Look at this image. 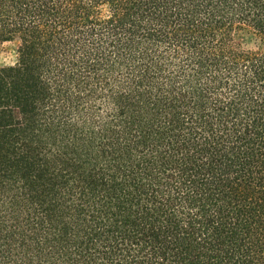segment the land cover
Listing matches in <instances>:
<instances>
[{"label":"trees","instance_id":"1","mask_svg":"<svg viewBox=\"0 0 264 264\" xmlns=\"http://www.w3.org/2000/svg\"><path fill=\"white\" fill-rule=\"evenodd\" d=\"M4 42L0 264H264V0H0Z\"/></svg>","mask_w":264,"mask_h":264},{"label":"rangeland","instance_id":"2","mask_svg":"<svg viewBox=\"0 0 264 264\" xmlns=\"http://www.w3.org/2000/svg\"><path fill=\"white\" fill-rule=\"evenodd\" d=\"M236 42L249 49L254 46V37L246 32H241L236 35ZM14 62L15 42L0 43V67L12 65Z\"/></svg>","mask_w":264,"mask_h":264}]
</instances>
